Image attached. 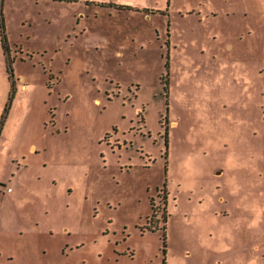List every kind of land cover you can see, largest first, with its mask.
<instances>
[{
    "label": "rangeland",
    "instance_id": "rangeland-1",
    "mask_svg": "<svg viewBox=\"0 0 264 264\" xmlns=\"http://www.w3.org/2000/svg\"><path fill=\"white\" fill-rule=\"evenodd\" d=\"M89 1L0 0V264H264V0Z\"/></svg>",
    "mask_w": 264,
    "mask_h": 264
},
{
    "label": "crops",
    "instance_id": "crops-1",
    "mask_svg": "<svg viewBox=\"0 0 264 264\" xmlns=\"http://www.w3.org/2000/svg\"><path fill=\"white\" fill-rule=\"evenodd\" d=\"M201 18H204L203 25L205 29L209 28V33L213 32L212 36L216 40L217 45L221 47V50H228L231 55L228 59L235 61L236 66L241 65L242 61L254 62L256 55L260 54L256 49L259 44L257 41L260 39H263L260 50H264V10L244 11L241 13L225 11L222 14L209 11L204 13ZM220 19L224 21L222 23L223 26L219 28L213 25V22L217 20L220 22ZM263 69L259 72L261 78L264 76ZM251 82L254 83L253 77ZM252 85L251 98L254 97Z\"/></svg>",
    "mask_w": 264,
    "mask_h": 264
},
{
    "label": "trees",
    "instance_id": "trees-1",
    "mask_svg": "<svg viewBox=\"0 0 264 264\" xmlns=\"http://www.w3.org/2000/svg\"><path fill=\"white\" fill-rule=\"evenodd\" d=\"M63 1H75V0H63ZM106 4H109V5H112V6H118L119 8L120 7H123V8H131L130 6H127V5H115L112 2H109V3H106ZM135 9H137V8H135ZM1 30L4 31V28L2 27V25H1ZM2 43H3V47H4L5 52L8 51V44H7V41H6V37H5V35L3 33H2ZM166 67H167V63H166ZM163 80L165 81L164 83H167V81H168V74H166V76H165V78H163Z\"/></svg>",
    "mask_w": 264,
    "mask_h": 264
},
{
    "label": "flooded vegetation",
    "instance_id": "flooded-vegetation-1",
    "mask_svg": "<svg viewBox=\"0 0 264 264\" xmlns=\"http://www.w3.org/2000/svg\"><path fill=\"white\" fill-rule=\"evenodd\" d=\"M86 2H90L89 0H86ZM164 183V186H165V181L163 182ZM6 190L7 191H11V188L10 187H6ZM167 228V227H166ZM156 231V228H153L152 229V232ZM162 237V240H163V243H162V255L163 257L162 258H165L166 256V250H167V244H166V229H165V233H163L161 235ZM165 261V259H163Z\"/></svg>",
    "mask_w": 264,
    "mask_h": 264
}]
</instances>
